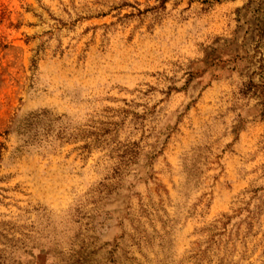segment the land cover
Returning a JSON list of instances; mask_svg holds the SVG:
<instances>
[{"label":"rangeland","instance_id":"1","mask_svg":"<svg viewBox=\"0 0 264 264\" xmlns=\"http://www.w3.org/2000/svg\"><path fill=\"white\" fill-rule=\"evenodd\" d=\"M0 264H264V0H0Z\"/></svg>","mask_w":264,"mask_h":264}]
</instances>
